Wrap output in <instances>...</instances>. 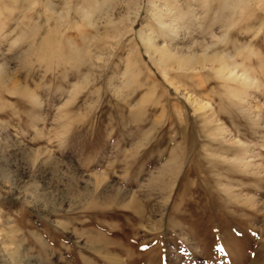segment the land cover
<instances>
[{"label": "rangeland", "instance_id": "rangeland-1", "mask_svg": "<svg viewBox=\"0 0 264 264\" xmlns=\"http://www.w3.org/2000/svg\"><path fill=\"white\" fill-rule=\"evenodd\" d=\"M65 1L51 0L55 13L41 0H0V122L7 125L0 165L23 178L0 181V264H135L145 254L136 264H159L162 245L138 244L174 222L189 232L167 238L165 264H264V132L251 135L234 114L253 108V120L264 119V0H251L232 20L224 4L232 0L182 6L188 26L177 47L212 44L210 51L237 61L239 79L228 81L209 66L158 67L140 37L152 31L150 0ZM80 3L86 18L75 10ZM121 16L118 35L109 21ZM169 164L175 169L158 182ZM96 174L106 179L93 198L85 192ZM120 190L145 208L141 220L115 201ZM34 202L42 205L37 212ZM132 227L123 239L121 230Z\"/></svg>", "mask_w": 264, "mask_h": 264}, {"label": "bare ground", "instance_id": "bare-ground-1", "mask_svg": "<svg viewBox=\"0 0 264 264\" xmlns=\"http://www.w3.org/2000/svg\"><path fill=\"white\" fill-rule=\"evenodd\" d=\"M133 1V0H132ZM139 1V0H138ZM185 1L187 2L188 0H150V6H151V19H152V31L151 34L145 38V36L143 35L142 32H140V37L143 39L144 44L146 45V48L148 50V52L150 54L153 55L154 61L155 63L158 65V67L167 73V71L169 72L170 70H178L179 71H197V69L200 68H204V67H210L211 69H215L219 75L222 78H225L230 80V79H239L238 76L239 75V71H238V66H237V61L229 60L228 55L219 52V51H210L211 49V45L212 44H200V50L197 51L194 48H191V50L188 51H184L182 50V48H178L176 45V42L179 40L180 34L182 32V30L184 31V28L186 30L188 24L185 20L186 18V11L184 12V10L182 9L183 4H185ZM228 1V0H227ZM63 2V1H62ZM67 2H72L71 0L69 1H65ZM95 2V0H94ZM140 2V1H139ZM192 2V1H191ZM251 2V0H232V1H228L225 4V9L228 8L230 11V16L228 17L229 19H233V15H236V13L238 12V9L241 8L244 10H246V6L249 5V3ZM77 3H79L77 1ZM127 3V2H126ZM133 3H135L133 1ZM142 3V2H141ZM140 3V4H141ZM194 3V2H193ZM192 3V4H193ZM41 4L44 7H50L53 10L55 9V3L51 2V0H41ZM190 4V3H189ZM252 4V3H250ZM69 5V4H68ZM136 5V4H134ZM188 6V5H187ZM78 8H76L75 10H77V12L82 13L83 17L86 18L88 16V11L86 9H84V7H82V3H80L79 6H77ZM90 7V6H89ZM135 7V6H134ZM184 7V6H183ZM190 7V6H189ZM187 8V7H186ZM249 8V7H248ZM61 9V8H60ZM131 9V8H130ZM136 9V8H135ZM63 10V9H62ZM71 10V9H70ZM251 10V9H250ZM55 11V10H54ZM74 11V9H73ZM57 12V10L55 11V13ZM59 12V11H58ZM66 12L65 14L70 15L69 13H71L70 11ZM63 12V13H64ZM141 12V6H138L137 9V13L135 15V18H133L131 20V28L130 30H132L137 22V19L139 17V15ZM243 12V11H242ZM62 11L57 13L58 18H62L64 17ZM43 14L45 17L47 16V11L44 10ZM243 14V13H242ZM81 15V16H82ZM180 17V19H177V17ZM238 16V15H237ZM69 17V16H66ZM66 19V18H65ZM109 19V17H108ZM107 19V20H108ZM125 17H120L118 20L111 18L109 23L113 26V32L116 34H121L123 32V29H121L122 23L124 22ZM62 20V19H59ZM89 20V19H87ZM77 21V20H76ZM71 22V21H70ZM232 23V22H231ZM44 24V23H43ZM229 24V23H228ZM62 25V24H61ZM190 26V25H189ZM103 34V33H102ZM114 35V34H113ZM108 36V35H107ZM46 37V35H45ZM110 37V36H109ZM244 38V37H243ZM240 40V39H239ZM238 40V41H239ZM237 41V42H238ZM231 42V41H230ZM44 45L47 46V40H44ZM163 43V45L161 44ZM236 43V42H235ZM196 44V43H195ZM194 44V45H195ZM232 44V43H231ZM179 45V44H178ZM192 47V46H191ZM242 48V49H241ZM241 50L244 51L245 49L248 48V45H242L241 46ZM78 49V48H76ZM187 49V48H186ZM244 49V50H243ZM247 51V50H246ZM72 52H74V50H72ZM241 52V51H240ZM77 54H79L76 51ZM242 53V52H241ZM76 57V56H75ZM232 57V56H231ZM77 58V57H76ZM241 70V69H240ZM3 69L0 68V75L3 74ZM177 72V71H176ZM246 72V71H245ZM245 72H242L245 74V82L248 84V87H257L258 83L255 77L250 76L249 74H246ZM181 73V72H180ZM242 75V74H241ZM184 76V75H183ZM2 77V76H1ZM0 77V78H1ZM179 77V76H178ZM237 79V80H238ZM28 89V88H27ZM29 90V89H28ZM257 90V89H256ZM252 95V93H250ZM255 94V93H254ZM248 98V97H246ZM197 102V101H195ZM202 103V102H200ZM199 103V104H200ZM198 104V103H196ZM200 109L202 110L203 108L208 107L207 103H202ZM198 107V108H199ZM253 107V106H251ZM209 108V107H208ZM253 109V108H252ZM251 109V110H252ZM209 110V109H208ZM251 110H249V114L251 113ZM199 111V110H198ZM204 111V110H203ZM201 112V111H200ZM202 113V112H201ZM252 114V113H251ZM254 119V118H253ZM210 120V119H209ZM207 121V126L210 125L208 122V119L206 118ZM208 131H209V126L207 127ZM212 129V128H211ZM206 131V128L203 130ZM224 131V130H223ZM221 132L222 134H225L224 132ZM207 133V131L205 132ZM208 135V134H207ZM226 135V134H225ZM208 136H212V133L210 131V134ZM224 137V136H223ZM226 138V136H225ZM217 139V138H216ZM220 139V138H219ZM224 139V138H223ZM222 139V141H223ZM221 140V139H220ZM226 142H228L227 140H225ZM225 141H223V143H226ZM172 164V163H171ZM216 168V167H215ZM163 171L162 173L158 176V180L159 179H166L167 177H169L170 173L173 172V170L175 169V166H171L170 164L168 166H165L164 168H162ZM213 170V169H212ZM229 170V169H228ZM221 171V170H220ZM227 171V170H226ZM212 174H214L212 172ZM96 182H95V186L94 188L90 189H86L85 194L88 196H92L94 198V196L96 197V195L98 192V186L100 185V183L106 179L105 178V174H96ZM156 179V178H153ZM151 180V179H150ZM153 182L155 180H152ZM151 182V181H150ZM149 182V183H150ZM158 182H161L160 180ZM166 182V181H165ZM167 183V182H166ZM102 184V183H101ZM221 184V183H220ZM154 185V184H153ZM222 185V184H221ZM111 187V186H110ZM117 187V186H116ZM118 189V188H116ZM207 189V188H206ZM213 190V189H212ZM117 194L115 195V201L116 200H121L122 204H125L126 206H130L134 209V213H135V218L137 220H141V218L144 216L145 214V208L142 206V204H140V202L138 201V199L133 195V197L129 200V201H125L126 199L123 198V191L120 190L119 192H116ZM150 193V192H149ZM82 196H84V194H78V197L81 198ZM150 196V195H149ZM127 198V197H126ZM107 200V199H106ZM114 201V200H113ZM114 201V202H115ZM91 203V202H90ZM120 203V204H121ZM117 204V203H116ZM187 205V204H186ZM194 206V205H193ZM177 205H173L172 209H176ZM194 208V207H193ZM167 209V208H166ZM150 211V210H149ZM152 211V210H151ZM153 213V212H152ZM131 215V214H130ZM151 215V214H150ZM152 216V215H151ZM150 216V217H151ZM182 216V215H181ZM184 216V215H183ZM148 217V218H150ZM146 218V217H145ZM144 219V218H143ZM183 219V218H182ZM136 220V221H137ZM145 220V219H144ZM143 220V221H144ZM170 220V219H169ZM169 220L166 218L164 219V222H166V224H168ZM172 221V220H170ZM185 222V221H184ZM189 223H191L189 221ZM149 224V223H148ZM132 230H121L118 231L120 232V235H122V238L124 239V237L126 238V235L130 234L134 229L133 227L131 228ZM136 244V243H135ZM2 245V244H1ZM92 246L95 245V243L92 241ZM96 246V245H95ZM94 246V249L96 251H99L98 248H96ZM131 246H134V241L131 243ZM4 248V246H2ZM105 247V246H104ZM125 252V251H124ZM127 253V252H126ZM129 253V252H128ZM2 255V254H1ZM148 255V254H147ZM146 254L141 256V259L135 258L136 262H138L139 260H148V256ZM150 255V254H149ZM4 256V255H3ZM130 256V255H129ZM9 257V256H8ZM7 257V258H8ZM144 257V258H143ZM133 258V257H132ZM14 260V259H13ZM112 260V259H111ZM131 260V259H130ZM8 261V260H7ZM135 262V264H136ZM146 262V261H144ZM134 263V262H133ZM143 263V262H142ZM141 264V263H140Z\"/></svg>", "mask_w": 264, "mask_h": 264}, {"label": "snow or ice", "instance_id": "snow-or-ice-1", "mask_svg": "<svg viewBox=\"0 0 264 264\" xmlns=\"http://www.w3.org/2000/svg\"><path fill=\"white\" fill-rule=\"evenodd\" d=\"M177 19H180V17L178 16ZM262 31H264V29H262ZM249 54L250 55H257V53H255L253 51H250ZM234 114L241 121H243V123L246 125V127L248 128L251 135L256 136L257 133L264 132V119H261V121L259 123H256L253 120L251 115H249L246 111H242V110L235 111ZM6 127H7V125L3 124V122H0V133H2V130ZM8 135L12 136L13 134L8 133ZM4 147H5V141H4V139L0 138V153L3 152ZM23 175L27 176L28 173L25 172ZM4 179L10 180L14 185L23 183V178H22V174L20 171L8 172L7 174H4V167L2 165H0V181H2ZM56 186H58L61 190H63V187H64L63 184L61 183V184L57 185L56 180L53 179V187L55 188ZM50 194L51 193L48 191V187L46 185L40 187V195H43L45 199H47ZM14 196H15V192L10 191L7 194L6 199H8V200L14 199ZM58 198L59 197H57V199ZM3 201H4V197H0V202H3ZM40 207H42V205L34 202L32 210L34 212H37V211H39ZM52 219L55 220V217H52ZM173 232L181 233V234H187L189 232V230L183 224L174 222L168 230L157 235L155 237V239H152L147 244H138V246L142 250H148L153 245H162L163 247L161 248V251L159 253L158 261H159V264H165L166 248L168 245V239L167 238L169 236H171L173 234ZM214 232H218V230L214 229ZM250 233L254 234L253 239H256L259 236V233L255 230L251 229V228H250ZM176 238L178 239L179 237H176ZM192 246H199L195 237L192 238ZM217 246L220 248L221 251H223V246L219 244V241H217ZM181 251H184V249H181Z\"/></svg>", "mask_w": 264, "mask_h": 264}]
</instances>
